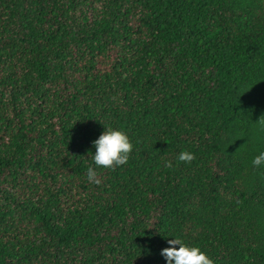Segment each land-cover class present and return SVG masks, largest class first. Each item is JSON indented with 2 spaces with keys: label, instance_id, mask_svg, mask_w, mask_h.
<instances>
[{
  "label": "trees",
  "instance_id": "obj_1",
  "mask_svg": "<svg viewBox=\"0 0 264 264\" xmlns=\"http://www.w3.org/2000/svg\"><path fill=\"white\" fill-rule=\"evenodd\" d=\"M262 122L264 0H0V264H264Z\"/></svg>",
  "mask_w": 264,
  "mask_h": 264
},
{
  "label": "clouds",
  "instance_id": "obj_2",
  "mask_svg": "<svg viewBox=\"0 0 264 264\" xmlns=\"http://www.w3.org/2000/svg\"><path fill=\"white\" fill-rule=\"evenodd\" d=\"M91 143L94 152L91 149L89 152L95 167L90 165L87 168L86 179L96 184L100 182L97 178V168H112L127 164L133 149L127 133L120 128L104 127L103 132ZM193 159V153L190 151L181 150L177 154V161L190 162ZM251 163L257 168L264 165V151H259ZM165 166L170 168L173 165L171 161H166ZM167 243L170 246L161 249L160 252L165 264H213L212 259L198 245L186 244L179 237L169 239Z\"/></svg>",
  "mask_w": 264,
  "mask_h": 264
}]
</instances>
